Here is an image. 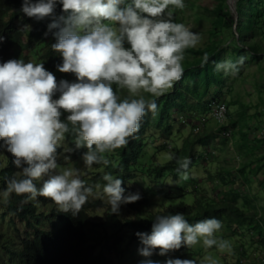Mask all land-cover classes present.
I'll list each match as a JSON object with an SVG mask.
<instances>
[{
	"label": "clouds",
	"instance_id": "9594fccd",
	"mask_svg": "<svg viewBox=\"0 0 264 264\" xmlns=\"http://www.w3.org/2000/svg\"><path fill=\"white\" fill-rule=\"evenodd\" d=\"M57 5L62 6L64 15L55 16ZM184 8V0H23L21 11L26 16L36 20L52 17L49 31H57L53 33L56 42L50 47L62 57L57 70L72 73L76 79L57 81L42 62L10 59L0 63V149L12 154V163L20 170L6 182L2 193L5 201L13 193L32 199L45 197L61 212L75 216L87 201L98 198L99 206H94L88 217H99L107 210L118 215L122 204L130 209L129 203L142 198L140 192L129 189L131 184L138 186L137 182L122 184V179L111 173L104 174L106 183L102 185L88 180L84 169L82 176L76 168L58 170L57 152L65 134L71 132L75 149H86L81 158L85 167L91 168L94 164L109 165L106 154L129 143L143 117L158 107L155 99H146L144 94L159 98L171 89L183 76L185 51L202 39L184 23L175 22L173 10ZM3 39L0 36V42ZM208 59L205 53L204 63ZM244 59L220 61L215 69L235 74ZM194 114L186 112L178 118L188 125ZM223 124H218L219 128ZM203 130L193 132V137ZM200 145L201 149L192 154L193 160L214 157L206 151L214 150V146ZM168 156L176 159L172 153ZM176 163V172L187 180L191 160L176 159ZM38 180L42 181L39 188L34 183ZM228 185L231 188L235 183ZM231 189L240 191L238 187ZM222 227V221L215 217L189 223L182 213L158 215L151 234L136 233L143 245L139 255L145 258L140 264H161L151 259L156 249L161 256L198 244L206 251L215 248L220 253L231 252L230 242L217 235ZM163 264L197 261L168 258ZM199 264L217 261L206 254Z\"/></svg>",
	"mask_w": 264,
	"mask_h": 264
},
{
	"label": "trees",
	"instance_id": "16d2710c",
	"mask_svg": "<svg viewBox=\"0 0 264 264\" xmlns=\"http://www.w3.org/2000/svg\"><path fill=\"white\" fill-rule=\"evenodd\" d=\"M22 2L23 0H0V17L2 19H0V36L4 37L3 41L0 42V63L10 59H22L25 62H32L33 58L34 63L42 62L48 71L52 73L54 71L59 72L56 66L62 63V57L50 47L51 44L56 42L53 33L57 31V29L49 31L48 25L52 23V17H46L44 20L31 19V17L26 16L21 11ZM242 4L244 5V15L240 19L239 7ZM61 9L62 6L57 5L55 16L64 15ZM235 9L237 17L229 7L227 0H219L217 2L212 14L213 24L208 32L211 33L215 29L219 30L214 31L213 35L221 34L222 32L221 36L223 38L221 36L215 37L216 41L212 39L204 46L188 49L191 54L195 52L198 56L184 60V71H187L188 74L175 82L174 86L164 95L155 98L151 97L150 94H144L147 99H155L159 108L157 107L155 113L149 112L143 117L139 131L129 139V143L125 147L112 152H117L116 157L108 156L112 153L107 154L111 167L106 168L103 173H111L117 176V178L122 179V184L136 183V179L141 173L140 170H142L138 167V159L143 146L142 138L146 133L144 128L150 123L156 124L158 127L165 123L166 129L163 128L161 130H164L167 134L166 137H169L168 133L170 126H172L169 119L173 121L171 115L174 108L182 112L188 110V113L192 114L197 111H189V109L198 107L206 114L210 109V105L217 101H225L229 108L227 100L223 98V87L227 84V79H225L227 74L223 70L217 71L215 69L216 63L225 60V52L231 53L229 60L233 62L237 61L235 58L239 56H249V61H255L256 70L251 73L253 85L259 91L257 99H263L260 102H264V63H261L262 59L264 61V0H236ZM9 11H12L13 16ZM250 13L252 18H250ZM260 19L262 23H260ZM9 24H11L10 27ZM12 25H14L13 28ZM249 33L253 35V37L250 36L252 39L249 37ZM205 53L209 57L207 63H204L203 60ZM242 67L243 65L239 66L238 73H241ZM210 69L214 70L213 74L208 72ZM212 93L214 94L210 96ZM199 103L201 106L198 105ZM262 108L264 110V106ZM246 111L247 109L240 115L247 114ZM258 113L260 112L258 111ZM153 116H156L159 122L154 123ZM232 125L233 123H229V127ZM216 130L218 135L221 136V131L227 130V127L224 125ZM233 130L231 131L233 132ZM262 134L264 135V130ZM205 137L201 136L198 142L207 144L208 138L206 139ZM219 139L227 141V138L219 137ZM233 144L239 146V150H242L245 146L243 143L240 144L241 146L237 142H233ZM85 151V148L75 149L74 135L71 132L66 133L65 139L61 142L57 152L58 167L82 159V154ZM13 159L14 157L11 153L0 149V219L8 223L18 221L23 227L27 226L31 232L24 230L20 237L10 244L1 245V248L6 252L4 254L10 255L9 264L138 263L141 259L138 258L136 260L133 258L131 248V245H137L136 251L142 245L136 233L151 234L156 216L169 213H182L189 223L215 217L222 221L227 229H225L226 233L244 235L247 230L251 235V239H254L257 243L256 249L253 250L255 256L252 255L251 258L252 260L258 259L256 264H264V261H259V259L264 258V215L260 216V220H250L247 224L246 219H249L251 213L247 209L239 207L238 204L234 203L235 201H227L223 198H220V200L215 198L206 200L202 197L203 195H200V197L195 198L193 205H186L183 209H166V211L153 212L150 207L152 205L155 206V203L151 202L155 191H152L149 193V197H151L147 205L144 204L142 198L137 202L128 204L131 206L130 209L134 211L131 217L121 219L116 214L111 213V210H107L99 217H88L89 211L94 206H99L100 200L98 198L94 199L92 203L87 201L80 213L74 216L71 212H61L59 207H54L56 204L51 199L45 197L32 199L27 194L16 195L13 193L5 201L2 193L7 187L6 182L20 171L12 163ZM249 161H245L240 168L241 173L244 174ZM140 165L141 167L144 166V164ZM130 166L131 171L136 174L135 179L120 174V172L126 171ZM165 168L168 167L166 165H157L153 170L160 174ZM142 171L150 174L149 167ZM103 173L98 172L97 175ZM220 174L223 175L221 172ZM99 177L100 179H96L93 176L88 180L104 185L106 182L102 179L103 176L99 175ZM34 183L39 188L42 181L38 180ZM85 184L92 186L87 184V182ZM231 190L236 191V189ZM140 194L142 196V189ZM40 204L43 206L48 204V212L38 211L37 207ZM147 210L149 213H146ZM46 221H48V227L45 226ZM251 222L253 223L250 224ZM15 228L18 229L17 226ZM94 230L99 233H92ZM125 232V237L122 238L121 236ZM4 234L5 231L0 229V238ZM243 246L244 244L242 243L236 244L235 252L233 253L234 257L229 261L225 260L224 264H255L254 261V263L248 261L249 253L246 252ZM105 247L111 248L112 254H106ZM158 250L156 249L154 252L158 253ZM152 257L156 259L157 256L153 254ZM162 261L164 262V259ZM1 262L2 259L0 258V264Z\"/></svg>",
	"mask_w": 264,
	"mask_h": 264
},
{
	"label": "rangeland",
	"instance_id": "374dc122",
	"mask_svg": "<svg viewBox=\"0 0 264 264\" xmlns=\"http://www.w3.org/2000/svg\"><path fill=\"white\" fill-rule=\"evenodd\" d=\"M218 1L219 0H184L185 8L183 10H173V18L175 22L184 23L191 31L200 34L202 39L194 49L206 45L207 42L212 39L215 40V37L221 36L222 32L221 34L217 33L216 35H213L214 31H219L216 29L211 33L208 32L213 24V9L216 7ZM243 6L244 5L242 4L239 7L240 19H242L244 15ZM250 16V18H252L251 13ZM260 23H262L261 19ZM250 36L253 37L251 33H249V37ZM221 37L223 38V36ZM258 42L260 43L259 39ZM190 52L191 51L188 49L185 51V59H192V57L198 56L195 52H192V54ZM230 55V52H225L224 59L229 60ZM244 57L245 59L242 64L243 67L241 73L227 74L225 77V79H227V84L223 87V98L226 99L229 104V114L227 121L222 125H225L227 130L221 131V137L225 138L224 132H230V130L234 129L232 136L229 135L227 141L219 139L220 136L215 131V129L219 128V125L214 118L210 117V115H207L206 129L203 128V132L193 137V122L196 120V117L199 116V113L204 112L198 107L189 109V111L196 110L197 112H194L195 116L188 120V125H183L178 118V115L185 113H182L179 109H177V111H175V108L173 109L172 117L174 121L169 119V122L172 125L170 126V131L168 133L169 137H166V132L161 130L163 128L166 129L165 123L161 124L159 127L156 126V124L151 123L147 126V131L142 138L143 146L138 159V167L142 170L149 167L150 174L149 172L147 173L139 169L141 173L137 177L136 182L138 186L140 185L141 187L139 186V188L138 186L131 184L129 185V189L138 193L141 192L140 189H142V200L145 205H147V201H149V193L155 191L154 198L151 199V202L155 203V206L152 205L150 207L153 212L159 210L166 211V209H183L186 205H193L195 198L203 195L202 197L206 200L212 198L220 200V198H223L227 201H235L234 203L238 204L239 207H243L242 209H247L248 212L251 213L249 219H246L247 224L250 220H260V216L264 215V135L262 134V131L264 130V110H262L264 102H260L263 99H257L259 91L257 87L253 85V76L251 73L256 70L255 61H249V56ZM239 58L240 56L235 59L239 60ZM33 61L34 59L32 58V62ZM182 63L184 66V61ZM261 63H264L263 59L261 60ZM208 72L213 74L214 70L210 69ZM53 74L56 76L57 81L65 79L72 82L76 79L75 75L72 73L54 71ZM187 74L188 72L184 71L183 76H186ZM213 94L214 93L210 96ZM54 98H58V96ZM198 105L201 106L200 103ZM245 109H247V114L241 116L240 114L243 113ZM258 111L260 113H258ZM185 112L188 113V110ZM152 118L154 123L159 122V119H156V116H153ZM229 123H233L231 126L232 128L229 127ZM201 136H206L205 138H208V143L215 147L214 157H209L206 160H193L192 154L196 149H201V145L198 142V139ZM154 141L155 143H153ZM232 142H237L239 145L243 143L245 146L242 150H239V146L232 144ZM164 144L165 146H163ZM169 153L174 154L176 159L189 158L191 160L189 165V178L187 180L180 178L179 174L176 172L178 167L176 159L170 160L168 156ZM116 155L117 152L108 156L116 157ZM108 156L106 154V157ZM247 160L250 161L243 174L241 173L240 168ZM140 164H144V166L141 167ZM157 165H166L168 168L163 169L161 173L158 174L153 170ZM109 167H111V162L107 166L103 164H94L91 168H86L83 160L78 159L72 163L69 162L66 165L58 167V170L62 171L65 168H76L80 170L82 176L83 172L81 169H84L86 176L90 178L92 175L104 176L106 172H103ZM98 172L103 174L97 175ZM220 172L223 175H221ZM120 174L129 178H136V174L131 171V166L126 171L120 172ZM232 174L235 176H232ZM240 178L242 181L239 180ZM229 182L235 183L231 188L238 187L240 191L234 192L228 188ZM48 209V205L43 206L40 204V206L37 207L38 211L42 210L43 212H48ZM146 213H149L148 210ZM133 214V210L122 204L120 206L119 214L116 215L123 219L131 217ZM252 223L253 222L250 224ZM19 224L18 221L8 223L0 219V229L5 231V234L0 238L1 264H9L10 260V255L4 254L6 252L1 248V245L10 244L12 241L19 238L24 230L30 231L27 226L23 227ZM222 225L223 227L217 235L230 242L232 247L231 252L220 253L215 248L206 251L202 245L198 244L192 248L181 247L179 250L170 251L165 256L159 255L158 250V253H153L157 256L156 259L153 257H151V259L161 262H163V259L165 261L168 258L194 259L197 261V264H199L204 255L210 254L217 261V264H224L225 260L229 261L234 257L233 253L235 252L236 244L242 243L244 244L243 247L246 249V252L249 253L248 261L252 263L255 262L256 264L257 259L252 260L251 256H255L253 250L256 249L257 243L254 239H251L250 233L247 230L244 232V235L226 233V228L223 223ZM16 226L18 229L15 228ZM45 226H48V221H46ZM94 232L95 230L92 233ZM95 233L98 234L99 232L96 231ZM125 234L126 232L121 237H125ZM136 247L137 245H131L133 258L136 260L138 258L141 260L145 259L139 255L138 250L135 251ZM139 247L141 248L143 245ZM105 253L108 255L112 254V249L105 247ZM259 261L264 260L261 258ZM134 264H140V262H134Z\"/></svg>",
	"mask_w": 264,
	"mask_h": 264
},
{
	"label": "built area",
	"instance_id": "2783aa9c",
	"mask_svg": "<svg viewBox=\"0 0 264 264\" xmlns=\"http://www.w3.org/2000/svg\"><path fill=\"white\" fill-rule=\"evenodd\" d=\"M227 105L225 101H217L210 105V109L208 114L210 117L214 118V120L219 124L225 123L227 119ZM207 122V115H199L196 117V120L193 122L192 130L194 133L200 132ZM225 136H229V132H224ZM209 153H214L213 149L206 150ZM206 156V153H204ZM264 260V258H262ZM258 260V259H257Z\"/></svg>",
	"mask_w": 264,
	"mask_h": 264
},
{
	"label": "water",
	"instance_id": "95a60500",
	"mask_svg": "<svg viewBox=\"0 0 264 264\" xmlns=\"http://www.w3.org/2000/svg\"><path fill=\"white\" fill-rule=\"evenodd\" d=\"M235 2L236 0H228V5L231 8V10L235 13V16L237 17V11L235 9Z\"/></svg>",
	"mask_w": 264,
	"mask_h": 264
},
{
	"label": "bare ground",
	"instance_id": "6f19581e",
	"mask_svg": "<svg viewBox=\"0 0 264 264\" xmlns=\"http://www.w3.org/2000/svg\"><path fill=\"white\" fill-rule=\"evenodd\" d=\"M4 9H5V8H4ZM6 9H7V8H6ZM5 11H6V10H5ZM2 13H3V12H2ZM9 13L12 14V11H11V12L9 11ZM19 13H20V12H19ZM7 14H8V13H7ZM11 14H10V15H11ZM16 14H18V13H16ZM14 15H15V14H14ZM8 16H9V15H8ZM12 16H13V14H12ZM10 17H11V16H10ZM0 19H1V17H0ZM31 19H32V18H31ZM1 20H2V19H1ZM2 22H3V21H2ZM12 24H15V23H12ZM10 25H11V24H9V27H10ZM6 26H7V25H6ZM13 26H14V25H12V28H13ZM16 28H17V27H16ZM6 29H7V28H6ZM14 29H15V28H14ZM17 29H20V28H17ZM8 30H9V28H8ZM0 33H1V32H0ZM187 142H188V141H187Z\"/></svg>",
	"mask_w": 264,
	"mask_h": 264
}]
</instances>
